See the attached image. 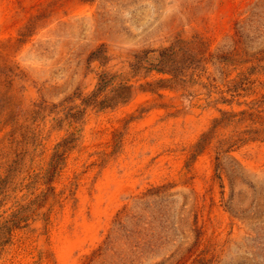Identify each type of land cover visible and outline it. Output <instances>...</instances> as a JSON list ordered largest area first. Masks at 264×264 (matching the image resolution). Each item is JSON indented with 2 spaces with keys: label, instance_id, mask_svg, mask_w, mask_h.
Segmentation results:
<instances>
[{
  "label": "rangeland",
  "instance_id": "1",
  "mask_svg": "<svg viewBox=\"0 0 264 264\" xmlns=\"http://www.w3.org/2000/svg\"><path fill=\"white\" fill-rule=\"evenodd\" d=\"M177 38L184 82L129 73ZM0 264H264V0H0Z\"/></svg>",
  "mask_w": 264,
  "mask_h": 264
},
{
  "label": "trees",
  "instance_id": "2",
  "mask_svg": "<svg viewBox=\"0 0 264 264\" xmlns=\"http://www.w3.org/2000/svg\"><path fill=\"white\" fill-rule=\"evenodd\" d=\"M207 51V46L200 39L183 40L177 38L173 40L167 46L159 49L145 50L133 55L132 61L129 62V73L135 75L139 71H154L157 73L168 74L171 78H160L156 83L160 88L166 87L165 84L173 81L184 82L186 80V74L184 71L186 68L196 67L207 58L202 55ZM104 49L99 48L90 54V58L101 61L104 59ZM108 73L107 71L98 74V81L92 92L83 97L81 104L83 106H97L98 108L113 107L119 103L126 102L132 95L133 83H129L128 79L122 80L123 77L120 74ZM121 77V78H120ZM121 79L116 81L117 79ZM172 81V82H173ZM152 83L146 82L144 85L139 86L143 90L152 91ZM106 91L103 95L102 93ZM100 95H102L100 97ZM81 111V109H77ZM68 140H63L57 144L55 152L53 154V163L55 160L61 158V148L65 146ZM202 140L200 139L195 146L199 145Z\"/></svg>",
  "mask_w": 264,
  "mask_h": 264
}]
</instances>
